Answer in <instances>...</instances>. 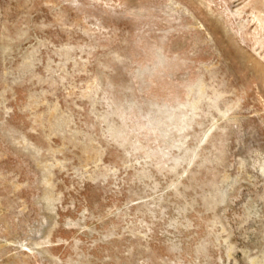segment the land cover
<instances>
[{
  "label": "rangeland",
  "instance_id": "obj_1",
  "mask_svg": "<svg viewBox=\"0 0 264 264\" xmlns=\"http://www.w3.org/2000/svg\"><path fill=\"white\" fill-rule=\"evenodd\" d=\"M0 264H264V0H0Z\"/></svg>",
  "mask_w": 264,
  "mask_h": 264
}]
</instances>
